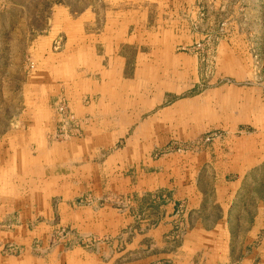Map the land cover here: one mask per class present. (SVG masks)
Returning <instances> with one entry per match:
<instances>
[{"label": "crops", "instance_id": "crops-1", "mask_svg": "<svg viewBox=\"0 0 264 264\" xmlns=\"http://www.w3.org/2000/svg\"><path fill=\"white\" fill-rule=\"evenodd\" d=\"M198 2L103 0L79 13L53 5L43 29L29 27L25 18L11 24L0 14V165H15V174H1L0 180L30 182L31 192L16 193L17 204L25 203V195L37 204L46 198L38 213L50 218L46 202L63 198L60 209L67 223L100 233L108 230L103 214L78 206L76 197L102 194L80 184L98 180L103 149L131 132L127 148L113 154L112 163L128 158L136 166L138 179H128L134 183L129 192H167L169 200L160 206L158 222L143 224V232L135 229L124 253L142 249L149 240L158 249L122 264H264V132L215 142L206 156L171 160L162 168L156 167L164 165L160 160L141 159L138 135L156 131L160 105L167 100V66L176 70L177 60H192L177 50L189 44L182 38L191 34ZM28 60L35 61L34 70ZM151 85L155 91L148 90ZM60 94L78 117L87 118L82 137L51 138L55 121L49 107ZM256 112H263L262 106ZM149 166H155L153 171ZM178 210L187 216L183 235L174 241ZM111 215L113 236L131 227L130 219L122 223L116 211ZM116 244L111 263L101 251L74 259L121 264ZM5 258L0 255V264H7ZM25 259L9 262L25 264Z\"/></svg>", "mask_w": 264, "mask_h": 264}, {"label": "rangeland", "instance_id": "rangeland-1", "mask_svg": "<svg viewBox=\"0 0 264 264\" xmlns=\"http://www.w3.org/2000/svg\"><path fill=\"white\" fill-rule=\"evenodd\" d=\"M102 1L0 0V14L7 15L4 19H12L11 24H19L22 22L19 20L25 18L29 27L37 24L43 29L53 5H65L71 13H79ZM197 12L196 18L189 23L191 34L182 38L189 44L177 50L191 56L193 61L177 60L176 70L167 66V87L164 88L167 100L160 105L156 131L147 133L145 138L143 133L138 135L140 153L145 156L141 159L163 162L164 165L156 167L162 168L171 160L196 154L206 156L215 142L264 132V0H199ZM27 62L29 70L36 68L35 61ZM155 87L147 86L153 91ZM70 103L65 94L50 103L49 112L55 121L51 138L55 141L82 137L83 129L89 126L87 118L78 117ZM261 106L263 112L257 113L256 108L260 110ZM66 112L74 117L66 118ZM63 125L68 129L66 135L65 129L59 128ZM131 135V132L125 133L103 149L104 164L97 181L80 184L82 188L98 189L102 194L76 197L78 206L103 214V229L109 231L96 233L83 230L73 222L67 223L60 209L63 198L53 197L50 204L46 202V206L52 208L51 218L46 212L38 213V207L43 206L40 201L46 198L37 204L34 198L25 195L22 198L25 203L17 204L21 197H16V193L19 190L25 194L31 192L32 184L16 179L0 180V255L6 257L7 264L10 258L19 256L26 258L22 262L25 264H78L74 258L80 253L97 251L103 252L108 258L105 261L111 263V251L116 243L114 250L122 254L116 261L122 264L158 249L149 240L142 249H132L129 255L124 253L135 229L143 232V224L158 222L159 208L169 200L167 192L153 191L138 196L128 191L134 187L128 179H138L136 166L128 164V158L118 159L126 161L119 164L112 163L115 159L111 158L127 148V138ZM154 168L148 167L149 171ZM14 169L15 165H0V175L12 176ZM113 210L120 222L129 219L132 222L131 227L115 236L110 233ZM178 211L173 219L176 227L171 233L174 241L183 235L187 216Z\"/></svg>", "mask_w": 264, "mask_h": 264}, {"label": "built area", "instance_id": "built-area-1", "mask_svg": "<svg viewBox=\"0 0 264 264\" xmlns=\"http://www.w3.org/2000/svg\"><path fill=\"white\" fill-rule=\"evenodd\" d=\"M59 44H60V42L59 41H57L56 42V46H59ZM74 116H73V114L71 113V112H66V118H73ZM66 123H67V121H66ZM59 128H64L65 130V132H64V135H66L67 133H68V129H67V127H66V125H63V126H59Z\"/></svg>", "mask_w": 264, "mask_h": 264}]
</instances>
